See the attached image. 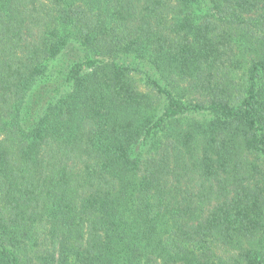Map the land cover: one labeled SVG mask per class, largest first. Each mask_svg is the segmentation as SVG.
<instances>
[{"label": "trees", "instance_id": "1", "mask_svg": "<svg viewBox=\"0 0 264 264\" xmlns=\"http://www.w3.org/2000/svg\"><path fill=\"white\" fill-rule=\"evenodd\" d=\"M0 264H264V0H0Z\"/></svg>", "mask_w": 264, "mask_h": 264}, {"label": "rangeland", "instance_id": "2", "mask_svg": "<svg viewBox=\"0 0 264 264\" xmlns=\"http://www.w3.org/2000/svg\"><path fill=\"white\" fill-rule=\"evenodd\" d=\"M231 26V30L228 32L227 35H231L233 36V39L237 42H242L244 40H240L241 37L243 36L244 38H251L253 35H255L254 37L256 38L257 34H259V32L257 31H253L255 30L254 28L251 30V32L249 30L244 31V30H238L237 28H235V25H230ZM242 26V25H239ZM227 27L229 28V25L227 24ZM256 32V33H254ZM236 65L237 67H232V70L235 72V76L233 77V83L231 80H229L228 82H221L224 85H227V83H229L231 85V87L234 90V93H236L238 91V87H242V81L240 79V75L241 73L245 70V68L248 66L249 64V58H248V54H240L237 56L236 59ZM230 67V65H228V68ZM228 68H224V71L229 70ZM143 82V80H141V77L138 74H134L133 78H132V83H134L137 87H141L140 83ZM239 84V86H238ZM237 88H234V87ZM193 116V117H192ZM190 119L194 120V121H202L204 117L199 116V114H192L189 115Z\"/></svg>", "mask_w": 264, "mask_h": 264}]
</instances>
